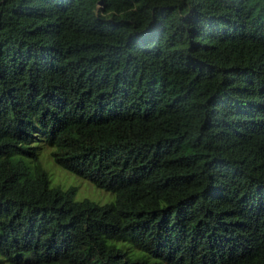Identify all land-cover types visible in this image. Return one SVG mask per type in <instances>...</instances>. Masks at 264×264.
<instances>
[{
    "label": "trees",
    "instance_id": "16d2710c",
    "mask_svg": "<svg viewBox=\"0 0 264 264\" xmlns=\"http://www.w3.org/2000/svg\"><path fill=\"white\" fill-rule=\"evenodd\" d=\"M99 1L0 0V264H264V0Z\"/></svg>",
    "mask_w": 264,
    "mask_h": 264
},
{
    "label": "rangeland",
    "instance_id": "374dc122",
    "mask_svg": "<svg viewBox=\"0 0 264 264\" xmlns=\"http://www.w3.org/2000/svg\"><path fill=\"white\" fill-rule=\"evenodd\" d=\"M49 147L40 150V159L43 167L47 170L52 185H58L62 189L70 187L75 189L74 199H89L97 203H107L113 200L111 191L99 188L87 178L79 176L56 164L49 154Z\"/></svg>",
    "mask_w": 264,
    "mask_h": 264
},
{
    "label": "water",
    "instance_id": "95a60500",
    "mask_svg": "<svg viewBox=\"0 0 264 264\" xmlns=\"http://www.w3.org/2000/svg\"><path fill=\"white\" fill-rule=\"evenodd\" d=\"M102 3H103V0H100V1H99V4H102Z\"/></svg>",
    "mask_w": 264,
    "mask_h": 264
}]
</instances>
